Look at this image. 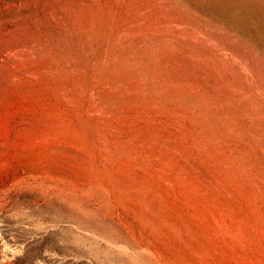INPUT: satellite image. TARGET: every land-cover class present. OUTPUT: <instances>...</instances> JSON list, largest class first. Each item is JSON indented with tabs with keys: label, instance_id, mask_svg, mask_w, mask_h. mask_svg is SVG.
Returning <instances> with one entry per match:
<instances>
[{
	"label": "rangeland",
	"instance_id": "rangeland-1",
	"mask_svg": "<svg viewBox=\"0 0 264 264\" xmlns=\"http://www.w3.org/2000/svg\"><path fill=\"white\" fill-rule=\"evenodd\" d=\"M0 264H264V0H0Z\"/></svg>",
	"mask_w": 264,
	"mask_h": 264
}]
</instances>
